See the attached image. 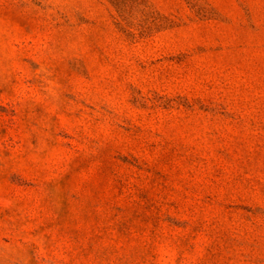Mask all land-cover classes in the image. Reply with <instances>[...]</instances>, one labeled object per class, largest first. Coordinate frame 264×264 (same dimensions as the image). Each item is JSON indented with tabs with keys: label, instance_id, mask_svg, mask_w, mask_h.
Here are the masks:
<instances>
[{
	"label": "rangeland",
	"instance_id": "374dc122",
	"mask_svg": "<svg viewBox=\"0 0 264 264\" xmlns=\"http://www.w3.org/2000/svg\"><path fill=\"white\" fill-rule=\"evenodd\" d=\"M0 264H264V0H0Z\"/></svg>",
	"mask_w": 264,
	"mask_h": 264
}]
</instances>
